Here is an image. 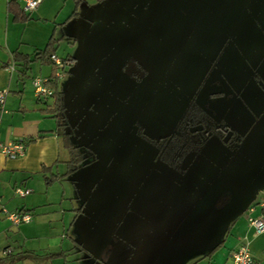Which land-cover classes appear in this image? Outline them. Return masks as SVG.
Listing matches in <instances>:
<instances>
[{
  "label": "trees",
  "instance_id": "16d2710c",
  "mask_svg": "<svg viewBox=\"0 0 264 264\" xmlns=\"http://www.w3.org/2000/svg\"><path fill=\"white\" fill-rule=\"evenodd\" d=\"M164 1L165 4L158 12L145 17L138 0H123V8L115 12L118 20L121 18L122 21H119L117 25H111L110 28L115 27L110 29L109 35L101 36L94 43L99 49L100 56L93 52L89 55V57L98 55L97 58H101L103 61H99L90 68V81L84 90L81 81L71 79L73 84L70 87L68 84L66 85V89L68 87L71 89L68 96L60 86L59 76L56 75V72L58 71L62 77L66 72V65L76 63V58L70 55L60 57L61 64L56 65L51 59V55L55 54L56 50L52 35L44 47L34 49L31 56L18 50H14L12 54L14 63L22 66L18 70L21 74H25L29 64L33 61L51 67L50 74L46 76V84L52 92L48 96L37 98L50 100L40 110L54 119L55 134L59 146L66 151L67 157L63 160L65 171L51 173L49 177L45 178L46 182L67 178L73 172L81 169V180L74 179V181L79 182L80 188H83L87 193L84 202L89 206L90 216L96 218L95 221H97L101 232L121 235L122 240L118 241V244H121L119 247L128 249L130 254L127 256V261L132 264L155 262L170 237L205 194L204 185L199 188L196 185L199 184V181L192 180L190 182L189 180L193 176L204 175V172H208L209 167L200 166L198 174L194 171H185L184 173L179 172L176 176L171 173L154 176L141 171V165L136 162L135 153L130 147V132L134 129L129 126L128 108H113L119 106L128 91H131L127 87V79L122 72L128 61V55L130 56L132 51H141L152 42L157 41L159 33L162 34L165 31L164 28L175 27L178 31L177 40L179 42L186 40L187 44L190 42L188 48H193L191 49L192 53L198 57H204L206 55L204 46L196 45H199L200 41H205L211 34L208 27H211L213 35L217 33L218 37H221L223 32L227 34L223 19L227 20L226 23H231L229 28L231 33L233 31L230 29L239 23L236 12L231 14L229 19L226 18L228 15L224 14L230 4L228 0H220L222 3L221 12L215 10V13H212L206 10L196 22L188 17V9L185 8L186 12H184L170 0ZM76 3L78 2L76 1ZM7 11L16 21L28 18L27 14L19 8L16 0L8 1ZM131 12L134 17L130 16ZM72 13H76V7ZM192 25H199L201 29L195 31L193 35H189V39H185V33H189L186 32V29ZM125 31L133 36L125 37ZM134 34L136 37L139 36V41L136 43L133 39ZM211 41L217 43L216 48L221 44L220 40L215 38H212ZM235 41L234 39L231 42L233 44L229 45V49L233 50L231 55L236 54ZM111 64L119 65V71H113ZM237 67L241 68V65L234 59L231 69L234 71ZM124 72L126 71L124 70ZM178 77L181 81L184 80L183 74ZM148 83L151 85L152 81ZM168 84L170 87L167 89L171 90V81ZM124 91L126 95L123 94ZM167 98L166 93L159 96L161 101ZM34 139V137L22 138L26 145ZM172 145L174 143L171 139L168 145L172 147L170 153L176 147V144L174 147ZM130 158H132V164L129 161ZM133 169L138 172L135 174ZM48 170L50 167L42 166L41 168L42 172ZM87 171L94 172L93 181L86 178ZM227 180L234 184L239 182L237 187L244 190L251 177L244 176L240 179L229 177ZM113 243L110 241L108 246L114 247ZM221 244L222 241L217 243L210 252Z\"/></svg>",
  "mask_w": 264,
  "mask_h": 264
},
{
  "label": "flooded vegetation",
  "instance_id": "af4514ba",
  "mask_svg": "<svg viewBox=\"0 0 264 264\" xmlns=\"http://www.w3.org/2000/svg\"><path fill=\"white\" fill-rule=\"evenodd\" d=\"M206 1L199 17L206 10L215 13L217 9H213L212 4L220 0ZM237 1L242 6L236 13L239 23L230 29L233 32L226 27L227 34L223 32L218 37L208 27L211 34L196 45L204 46V57L192 53L193 48H188L190 42L177 40L175 27L164 28L163 35L159 33L150 47L128 55L122 72L131 91L113 108H128L129 126L134 129L130 132V147L142 172L154 176L167 173L176 176L185 171L198 174L203 165L209 167L208 172L193 176L189 181H199L196 185L199 188L204 185L206 193L218 177L226 180L255 177L262 168L264 0ZM130 16L134 14L131 12ZM198 29H201L199 25L189 26L184 38L189 39ZM212 38L220 40L219 47L216 48L217 43L211 41ZM234 39L237 49L232 56L229 45ZM234 59L241 68L233 71ZM179 73L184 80L178 79ZM169 81L171 90L167 89ZM162 92L168 95L163 101L159 99ZM171 139L172 146L176 144V147L170 153ZM129 161L132 164V158ZM253 185L250 180L245 188Z\"/></svg>",
  "mask_w": 264,
  "mask_h": 264
},
{
  "label": "crops",
  "instance_id": "0c3cea01",
  "mask_svg": "<svg viewBox=\"0 0 264 264\" xmlns=\"http://www.w3.org/2000/svg\"><path fill=\"white\" fill-rule=\"evenodd\" d=\"M8 1L0 0V89L8 90L4 102L0 104V142L16 138L35 139L27 143L22 156L8 158L0 154V264H132L127 261L130 254L128 249L119 247L121 235L102 233L100 228L96 233L99 225L96 218L90 216L86 202L83 200L75 204L78 195L73 192L64 195V189L60 191L54 187L55 183L66 178L50 183L45 180L51 173L65 171L63 160L67 153L59 146L54 119L40 110L50 100L35 97V100L27 101L24 86L20 89L18 84L26 72L21 74L18 71L12 54L18 50L31 56L34 49L43 48L46 43L38 47L28 39L25 43L32 47V51H21L22 35L17 31L20 21L13 20L7 11ZM16 1L22 10L20 1ZM41 4L42 1L32 11L34 18L43 16ZM55 55L61 57L56 52ZM9 66H13V69H9ZM46 71L43 77L50 74V65H47ZM42 166L50 167V170L42 172ZM59 166L64 169L59 170ZM16 187L27 188L29 192L18 195ZM248 207L251 210L243 208V211L239 209L230 215L227 233L219 247L210 252L214 247L211 246L214 240L211 238L203 249H195L187 254L186 264H229L231 251L247 241L253 264L264 263V231L256 234L248 221L249 216L259 215L260 207ZM20 210L30 213V220L13 224L6 214ZM80 214L84 215L85 220H90L92 234L80 236L79 231L70 233ZM84 240L91 242L92 250L83 247ZM110 241L114 242L112 248L108 246ZM208 252L210 254L207 255Z\"/></svg>",
  "mask_w": 264,
  "mask_h": 264
},
{
  "label": "rangeland",
  "instance_id": "374dc122",
  "mask_svg": "<svg viewBox=\"0 0 264 264\" xmlns=\"http://www.w3.org/2000/svg\"><path fill=\"white\" fill-rule=\"evenodd\" d=\"M170 1L179 6L184 12H186L185 8L186 10L188 9V17H191L194 22L198 19L201 8H204L208 3L206 0ZM228 1L230 4L224 14L228 15L226 18L229 19L231 14L237 13L242 4L237 0ZM138 2L142 6L141 10L144 11L145 17L158 12L162 5L165 4L164 0H138ZM122 4L123 0H108L104 2L96 0H42L43 16L34 18L33 9L27 14L28 18L20 21L18 25L17 31L22 35L23 42L21 51H27L28 53L32 51V47L25 43L26 40L31 39L30 43L42 47L48 37L52 35L57 55L61 57L70 55L76 58V63L66 65V72L63 73L62 77H59L60 86L66 91L65 95L68 96L71 93V89H68L73 84L70 81L71 79L81 81V84H83L82 89L84 90L88 86V81H90V68L99 61H103V59L97 58L98 55L100 56V52L94 43L101 36L109 35L110 29L115 27L112 26L110 28L111 25H117L119 21H122L121 18L118 20V16L115 15L116 10L123 8ZM212 6H215L221 12L222 3L220 1L212 4ZM75 7L76 13L73 14L72 11ZM122 19L124 20V18ZM226 21L223 19V25L229 29L231 23H226ZM23 22L25 24H22ZM124 36L130 38L133 35H129L125 31ZM138 38L139 36L136 37V34H134L135 43L139 41ZM92 52L98 55L89 57ZM232 55L234 56V54ZM119 67L117 64H111V69L115 72L119 71ZM18 69H20L19 65ZM46 70L47 65L32 62L30 69L26 71V76L19 80L20 89H23L24 86V94L29 98H27V101H33L36 97L32 86V78L43 77L42 75L47 73ZM67 84L69 87L66 89ZM123 94L126 95V92L124 91ZM262 163H264V160L261 161L260 165L262 166L260 167L262 168L255 177L250 176L254 185L250 188H245L244 191L237 187L239 182H237L238 184L229 183L225 178L218 177L198 200L152 264H186L187 254L195 249H203L211 238L214 239L211 246L217 245L219 241L221 242L227 233L230 215L239 211V209L243 211V208L247 210L248 206H257L262 194H264V164ZM62 169L64 167L59 166V170ZM81 175L82 171L80 169L54 185L60 191L64 189V195H71L72 192L78 195L79 198L74 200L75 204L83 201L87 194L83 188H80L79 182L74 181V179L80 181ZM86 178L93 181L94 172L87 171ZM91 227L90 220H85L84 215L80 214L79 219L69 231L71 234L79 231L80 236L85 234L87 236L92 234ZM98 228L99 226H97L96 233H99ZM247 243L249 244L248 241ZM83 245L86 249L92 250L93 248L90 242L86 240H84ZM179 259L180 262H178Z\"/></svg>",
  "mask_w": 264,
  "mask_h": 264
},
{
  "label": "built area",
  "instance_id": "2783aa9c",
  "mask_svg": "<svg viewBox=\"0 0 264 264\" xmlns=\"http://www.w3.org/2000/svg\"><path fill=\"white\" fill-rule=\"evenodd\" d=\"M21 3L22 10L24 12H30L35 9L42 0H19ZM52 61L56 65H60L61 61L58 56L55 54L51 55ZM9 69H13V66H9ZM57 76H61L58 71L56 72ZM32 86L34 88V93L36 97H45L48 96L52 90L46 84V77H34L32 78ZM8 93V90L3 88L0 89V104L4 102V99ZM26 144L22 138H16L8 142H0V154L8 158H17L22 156L25 152ZM15 192L18 195H25L29 192L27 188L16 187ZM260 207V213L257 216H249L248 221L251 226L254 228V232L260 233L264 231V194L260 201L258 202ZM251 210V207L248 208ZM6 217L13 224H20L21 222H27L30 220V213L26 211H12L7 212ZM229 264H253L254 260L252 255L249 252L246 242L238 244L230 253Z\"/></svg>",
  "mask_w": 264,
  "mask_h": 264
},
{
  "label": "water",
  "instance_id": "95a60500",
  "mask_svg": "<svg viewBox=\"0 0 264 264\" xmlns=\"http://www.w3.org/2000/svg\"><path fill=\"white\" fill-rule=\"evenodd\" d=\"M144 133H146L147 135H149L151 137H154V135L152 133H150L149 131H147V130H144Z\"/></svg>",
  "mask_w": 264,
  "mask_h": 264
}]
</instances>
